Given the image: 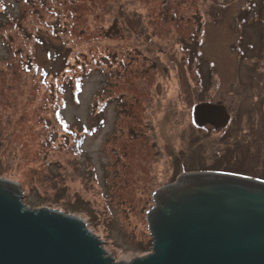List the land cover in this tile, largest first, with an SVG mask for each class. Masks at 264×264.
<instances>
[{"label": "rangeland", "instance_id": "374dc122", "mask_svg": "<svg viewBox=\"0 0 264 264\" xmlns=\"http://www.w3.org/2000/svg\"><path fill=\"white\" fill-rule=\"evenodd\" d=\"M25 1L0 0V177L29 206L81 216L116 259L142 253L152 189L174 175L264 179V136L224 153L192 116L200 101L245 126L264 113V0Z\"/></svg>", "mask_w": 264, "mask_h": 264}, {"label": "water", "instance_id": "95a60500", "mask_svg": "<svg viewBox=\"0 0 264 264\" xmlns=\"http://www.w3.org/2000/svg\"><path fill=\"white\" fill-rule=\"evenodd\" d=\"M194 117L219 127L227 110L201 102ZM152 190V250L115 259L81 216L31 207L14 178L0 177V264H264V179L183 171Z\"/></svg>", "mask_w": 264, "mask_h": 264}, {"label": "flooded vegetation", "instance_id": "af4514ba", "mask_svg": "<svg viewBox=\"0 0 264 264\" xmlns=\"http://www.w3.org/2000/svg\"><path fill=\"white\" fill-rule=\"evenodd\" d=\"M201 102H213L214 103V101H200L198 103H201ZM198 103H196L195 105H197ZM226 110H227V119L225 123L219 127L215 126L212 123H205L203 125H198L194 117V108L192 111L194 123L198 127H202L203 129H205L204 130L205 132L211 131V130L222 132V135H221L222 140L224 143L227 142L225 143V145H223V147L226 149L224 153H227L229 150H236V152H238L240 149H242V147H244L242 143L250 141L253 139V137H256V136H259V137L264 136V113L260 114L259 118L249 120L250 123L255 122L254 124H248L245 126V125H242V116H243L242 113H236L237 110H235L236 112L235 111L231 112V109L229 107H227ZM238 119H239V123L236 124ZM259 121L261 122L260 124H259ZM248 148L257 149L258 147L255 145H250ZM223 155L225 156V154ZM189 171H192V170H189ZM224 171L243 174L242 172H235L233 170L225 169Z\"/></svg>", "mask_w": 264, "mask_h": 264}, {"label": "trees", "instance_id": "16d2710c", "mask_svg": "<svg viewBox=\"0 0 264 264\" xmlns=\"http://www.w3.org/2000/svg\"><path fill=\"white\" fill-rule=\"evenodd\" d=\"M27 4V0L25 1V5ZM23 13L24 14H26L25 13V10H23ZM40 13V12H39ZM55 13V12H54ZM41 14V13H40ZM57 17H58V15H57ZM16 24H17V26H19L21 23H19L18 21L17 22H15ZM56 24V23H55ZM20 28H21V25H20ZM5 46H7V44H5ZM9 46H7V48H8ZM10 49V48H9ZM71 53H73L72 55L74 56V58H75V60H74V62L73 63H69V64H73V65H78V64H82L81 62H80V60L81 59H85V55L86 54H88L89 53V51H87V53L84 51V52H79V51H71V48H70V55H71ZM86 53V54H85ZM92 58V57H91ZM92 60H95V64H91L90 65V67H89V69L87 70V72H88V74H90V73H92V72H94V71H102L103 69L101 68V64L102 63H104L105 61L102 59H92ZM67 63H68V60H67ZM68 65V64H67ZM69 67H70V65H68ZM99 67V68H98ZM107 71H109L110 72V70H107ZM111 73V72H110ZM87 74V75H88ZM107 74V73H106ZM85 77V73H83V70L80 72V73H78L77 75H76V83H77V86H81L82 85V80H83V78ZM65 79H67L66 81H62V87H63V89H65V87H66V83H70V78H68V77H65ZM50 86V88H52L53 86H54V84H50L49 85ZM62 89V88H61ZM118 97H124L123 95H118V96H116V97H113V98H118ZM107 100V99H106ZM106 102L107 101H105L104 102V104L102 105V106H104L105 104H106ZM101 106V107H102ZM208 169H210V170H218V169H220V168H208ZM191 170H193V169H191ZM204 170H207V169H204ZM222 170V169H221ZM176 178H177V175H174V180H176ZM24 191V190H23ZM152 245H153V238L152 237H150V238H144V240L143 241H139V249L142 251V252H148V251H150L151 249H152Z\"/></svg>", "mask_w": 264, "mask_h": 264}]
</instances>
